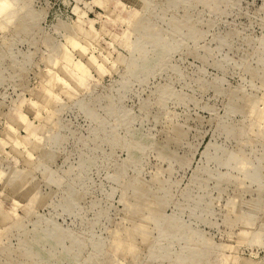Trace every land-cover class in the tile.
<instances>
[{"label":"rangeland","instance_id":"1","mask_svg":"<svg viewBox=\"0 0 264 264\" xmlns=\"http://www.w3.org/2000/svg\"><path fill=\"white\" fill-rule=\"evenodd\" d=\"M0 264H264V0H0Z\"/></svg>","mask_w":264,"mask_h":264}]
</instances>
